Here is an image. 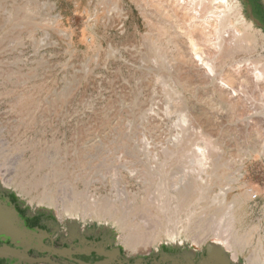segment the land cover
Here are the masks:
<instances>
[{"label":"rangeland","instance_id":"374dc122","mask_svg":"<svg viewBox=\"0 0 264 264\" xmlns=\"http://www.w3.org/2000/svg\"><path fill=\"white\" fill-rule=\"evenodd\" d=\"M227 1L242 39L210 80L187 38L210 0H0V202L21 225L117 258L99 264H264V133L242 122L264 114V26Z\"/></svg>","mask_w":264,"mask_h":264},{"label":"bare ground","instance_id":"6f19581e","mask_svg":"<svg viewBox=\"0 0 264 264\" xmlns=\"http://www.w3.org/2000/svg\"><path fill=\"white\" fill-rule=\"evenodd\" d=\"M200 1H201L200 3H198V2L197 3L201 5V3L203 4L207 0L206 1L205 0H200ZM208 2H209V0L206 3L208 4ZM210 3H211L210 5H212V7L209 6V8L211 7V11H209V16H207L209 8H208V10L206 9L207 12H206V10H204V12L201 11V12L204 13V14H202L203 15V18H201V17L198 16L199 13H197V12H198L199 9L198 10L197 9L195 10L196 11V12H194L195 15L193 13L194 10L192 11L193 15L192 16L189 15L190 16L189 19H191V20L187 24H188V29H189V32L190 33H188L189 36L187 38H188V43H189V51L192 54L191 56H194V58L198 61L199 66H200L201 69H203V71L204 70H207V71H204V74H205V76L207 78H209L210 80H212V79H214V77L217 76V73H218L216 71L217 73L215 74L216 68L214 66V62H215L214 59H217L219 57V55H221L224 52V50L227 49L228 47L229 48H234L236 42L237 41H241V39H242V33L238 29L234 28L233 27L234 25L233 26H230L231 24L229 26H226V28H224L223 20H225V16H226V11H225L226 9L225 8H228L229 7L227 0H210ZM193 4H194V2H193ZM191 7H194V6H191ZM221 7L224 8L225 10L224 9H220ZM229 9H231V8L229 7ZM199 12H200V10H199ZM196 13H197V16H196ZM236 17H237L236 19L243 24V27L245 29L246 28H251V26H248L247 23L245 22V20L241 16H236ZM189 19L187 21H189ZM237 24L239 25V23H237ZM196 30H199L200 33H201V38H200L201 39V42H198L197 41L198 43L196 42V40H195L196 38L194 36V34H195L194 31H196ZM210 51H213V53H211V55L214 54L215 55L214 58H213V56H212V58H210V54L208 56V53H210ZM224 54H225V52H224ZM248 65L249 64H245V65L241 66L240 64L239 65L237 64L235 70H238V71H236V73L235 72L234 73L236 75H238V77H239V75L241 73L239 70L243 69L242 67H244V66H247L248 67ZM250 65H251V63H250ZM228 69H229V67H228ZM244 69L249 70L251 68H249V69L244 68ZM251 70H253V69H251ZM255 71H256L255 74L257 75V78L263 76V74L261 72H258V70L255 69ZM187 79H188V77H187ZM222 79H220V80H222ZM252 79L254 80V78H252ZM225 82H227V81H225ZM205 83H207V82H205ZM218 85L220 86V88L224 89L225 91L228 90V89L231 90V91L233 90L232 87L229 84H226V83H223L222 82L221 84H218ZM256 85H258V84H256ZM233 94H235V93H233ZM255 105H256V103H255ZM249 106L244 105L245 113H244L243 119H242V122H243L244 127L245 128H257L260 131H262V133H264V114H263V110L260 111L259 109L255 108L256 106L255 107H251L252 105H249ZM232 109H234V107ZM238 118H240V117H238ZM0 173H2V175H3L2 177H5L4 179L3 178L2 179L3 180H6V178H7L6 177L7 176L6 172L3 169H0ZM2 179H0V180H2ZM229 191H230V189H226L225 197H226V194ZM247 193L248 192H246V194ZM232 204H234V203H232ZM262 230H264V228L261 225H257L255 227L249 228V232H248V230H246V231H247V234L248 235L252 236L255 232H258L259 235H260L261 232H262ZM258 242H259L258 245L260 246V249H263V251H264V235H263V237L261 239H258ZM214 243L215 244H210L209 249H211V251L214 252V253H218V248L216 246H219V244H217L216 242H214ZM131 244H132V246L133 245H136L134 243H131ZM130 247H131V245H130ZM219 249H222V248H219ZM221 259H222V257H221ZM249 262H250L249 264H258L259 259H252L251 258L249 260Z\"/></svg>","mask_w":264,"mask_h":264},{"label":"flooded vegetation","instance_id":"af4514ba","mask_svg":"<svg viewBox=\"0 0 264 264\" xmlns=\"http://www.w3.org/2000/svg\"><path fill=\"white\" fill-rule=\"evenodd\" d=\"M26 231L32 235V238H25L26 243H24V245H16L13 244L10 239L3 240L0 237V246L7 244L24 251L32 259H46L57 264H78L75 260L89 264H99L105 259L80 243H69L54 239L53 230L40 224L26 223ZM16 263H18V261L12 257L7 259L0 258V264ZM21 264L34 263L23 261Z\"/></svg>","mask_w":264,"mask_h":264},{"label":"water","instance_id":"95a60500","mask_svg":"<svg viewBox=\"0 0 264 264\" xmlns=\"http://www.w3.org/2000/svg\"><path fill=\"white\" fill-rule=\"evenodd\" d=\"M0 237L5 239H10L13 244L24 245L25 238H32L30 233H27L26 228L19 223L17 215L14 210L7 208L0 202ZM105 258L116 259V256L113 252H105L100 249L91 250ZM12 257L18 261L16 264H21L23 261L30 263H50L57 264L50 260L46 259H32L24 251L4 244L0 246V258H9ZM78 264H89L79 260H75ZM104 264V263H103Z\"/></svg>","mask_w":264,"mask_h":264},{"label":"trees","instance_id":"16d2710c","mask_svg":"<svg viewBox=\"0 0 264 264\" xmlns=\"http://www.w3.org/2000/svg\"><path fill=\"white\" fill-rule=\"evenodd\" d=\"M254 15L264 26V3L262 0H246Z\"/></svg>","mask_w":264,"mask_h":264},{"label":"crops","instance_id":"0c3cea01","mask_svg":"<svg viewBox=\"0 0 264 264\" xmlns=\"http://www.w3.org/2000/svg\"><path fill=\"white\" fill-rule=\"evenodd\" d=\"M262 2L264 3V0H262Z\"/></svg>","mask_w":264,"mask_h":264}]
</instances>
